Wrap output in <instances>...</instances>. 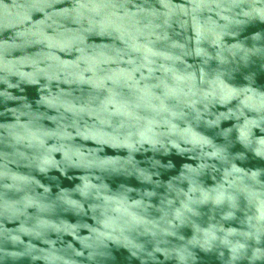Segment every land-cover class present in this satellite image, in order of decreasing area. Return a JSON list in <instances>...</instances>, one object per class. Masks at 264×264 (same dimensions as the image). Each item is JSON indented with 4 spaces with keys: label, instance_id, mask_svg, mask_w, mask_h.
Listing matches in <instances>:
<instances>
[{
    "label": "clouds",
    "instance_id": "9594fccd",
    "mask_svg": "<svg viewBox=\"0 0 264 264\" xmlns=\"http://www.w3.org/2000/svg\"><path fill=\"white\" fill-rule=\"evenodd\" d=\"M0 264H264V0H0Z\"/></svg>",
    "mask_w": 264,
    "mask_h": 264
}]
</instances>
